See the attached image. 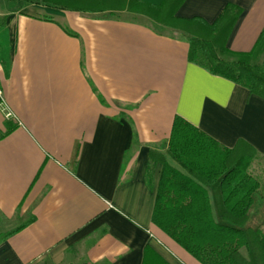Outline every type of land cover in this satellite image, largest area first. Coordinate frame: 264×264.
<instances>
[{
    "label": "crops",
    "instance_id": "1",
    "mask_svg": "<svg viewBox=\"0 0 264 264\" xmlns=\"http://www.w3.org/2000/svg\"><path fill=\"white\" fill-rule=\"evenodd\" d=\"M62 2L0 0L12 112L0 110V229L27 223L0 241V264H202L153 222L162 165L151 151L179 115L264 161V98L193 63L182 31L133 4L162 0ZM229 3L242 13L227 46L250 52L264 0H183L176 16L213 23ZM258 180L251 221L264 234Z\"/></svg>",
    "mask_w": 264,
    "mask_h": 264
},
{
    "label": "trees",
    "instance_id": "2",
    "mask_svg": "<svg viewBox=\"0 0 264 264\" xmlns=\"http://www.w3.org/2000/svg\"><path fill=\"white\" fill-rule=\"evenodd\" d=\"M35 1L66 8L62 0ZM182 1L133 4L155 21L182 31L193 63L264 98V30L250 52L232 51L227 42L242 8L229 3L208 23L200 17H177ZM151 157L162 165L153 211V222L160 229L202 264H264V234L251 221L260 188L249 172L257 157L255 149L244 141L226 148L177 115L164 150H152ZM26 225L7 232L0 229V241Z\"/></svg>",
    "mask_w": 264,
    "mask_h": 264
},
{
    "label": "rangeland",
    "instance_id": "3",
    "mask_svg": "<svg viewBox=\"0 0 264 264\" xmlns=\"http://www.w3.org/2000/svg\"><path fill=\"white\" fill-rule=\"evenodd\" d=\"M42 16H45L46 14L43 13L42 11L40 12ZM250 173L260 179L264 183V161H260L257 164L252 163L251 168H250ZM2 231V230H1ZM5 230L3 229V232ZM47 264V263H46ZM49 264V263H48Z\"/></svg>",
    "mask_w": 264,
    "mask_h": 264
},
{
    "label": "built area",
    "instance_id": "4",
    "mask_svg": "<svg viewBox=\"0 0 264 264\" xmlns=\"http://www.w3.org/2000/svg\"><path fill=\"white\" fill-rule=\"evenodd\" d=\"M0 110L5 113V116L7 118L12 117V112L8 108V104L6 101V97L4 94V90L2 87V75H1V69H0Z\"/></svg>",
    "mask_w": 264,
    "mask_h": 264
}]
</instances>
